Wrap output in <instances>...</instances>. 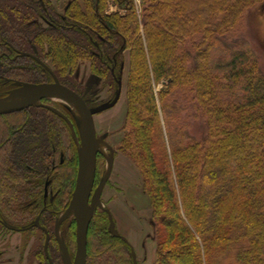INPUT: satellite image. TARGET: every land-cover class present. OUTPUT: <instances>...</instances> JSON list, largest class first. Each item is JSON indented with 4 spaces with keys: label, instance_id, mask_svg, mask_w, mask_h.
<instances>
[{
    "label": "trees",
    "instance_id": "1",
    "mask_svg": "<svg viewBox=\"0 0 264 264\" xmlns=\"http://www.w3.org/2000/svg\"><path fill=\"white\" fill-rule=\"evenodd\" d=\"M141 1L140 12L135 0H71L59 12L46 0H0V97L54 76L83 95L74 73L84 62L115 92L128 58L121 148L149 196L153 264H264V72L252 49L235 50L243 14L264 0ZM189 90L206 119L203 139L169 126L170 98ZM76 138L74 114L50 98L0 114L3 230L39 216L52 236L76 184ZM96 224L87 264H133L131 243ZM36 260L50 262L44 247Z\"/></svg>",
    "mask_w": 264,
    "mask_h": 264
},
{
    "label": "rangeland",
    "instance_id": "2",
    "mask_svg": "<svg viewBox=\"0 0 264 264\" xmlns=\"http://www.w3.org/2000/svg\"><path fill=\"white\" fill-rule=\"evenodd\" d=\"M135 1L140 12L142 1ZM113 5H115V3L111 1L109 4L110 12H112L111 7ZM237 30L236 36L238 37V43H236L235 50L252 49L259 59L261 70L264 72V1L243 14ZM187 44L190 47V42ZM224 58H230L229 52L224 54L223 59ZM45 63L49 69H54L51 60H47ZM128 67L127 58L122 65L121 85L123 88L117 104L115 103L111 107L94 115L98 138L105 142L106 147L103 152H98L94 158L96 162V178L88 214L92 215L91 223L97 222L96 225L100 227L106 226L107 224L108 230L114 235L119 234L120 230L125 231L129 238L128 241L134 248V251L133 249L130 250L133 264H153L156 258L158 234L156 229L157 226L151 219L152 210L149 196L142 188L143 179L139 168L130 159L126 151L121 148V142L126 133L124 129L127 112L125 89ZM164 84L165 82L156 84V91L159 92L164 87ZM88 87L89 90L86 87L84 88V94L79 95H82V98L90 108H95L98 104L106 100L114 101V97L118 92L111 91V89H107L111 93L106 89V91H104L102 90L101 84H93ZM82 90L79 89V93ZM20 92L21 90L19 87L9 96L0 97V100L8 99L9 101H13L12 99L18 98ZM50 99L58 101L68 108L74 114L79 127L81 117L74 103L70 100L54 96L50 97ZM194 99L195 95L191 90L188 92L181 91L176 94V96L173 95L170 98L169 101L173 110L171 117L168 119L169 126L174 128H182L185 126L192 136L197 139H203L207 134L206 119L196 111ZM112 102L110 104H112ZM160 112L163 126L165 127L166 123L161 108ZM76 139L78 142L79 162L81 149L80 130L79 138ZM109 172L111 173L102 193L99 196L96 195L97 188ZM49 196L50 198L54 196L52 191H50ZM73 207L75 208V204L72 199H70L67 207L60 211L55 222L51 223L53 254L48 264H56V262L54 263L55 260L58 264H75L76 209H74L72 213L69 212ZM107 209L110 210L111 213H109ZM101 212L107 214L106 224L99 218ZM28 243H31V247L28 249L30 256H32L33 259H38L39 251L43 250L45 245V234L38 227L32 228V230L25 235L26 248ZM54 248H56V251H54Z\"/></svg>",
    "mask_w": 264,
    "mask_h": 264
},
{
    "label": "water",
    "instance_id": "3",
    "mask_svg": "<svg viewBox=\"0 0 264 264\" xmlns=\"http://www.w3.org/2000/svg\"><path fill=\"white\" fill-rule=\"evenodd\" d=\"M42 4H45L44 0H40ZM21 92L15 101H8L6 103H0V114L10 113L29 105H36L44 98L53 97L57 91L63 92L70 97V99L76 105L79 115L81 117V123H79L80 137H81V149L79 154L78 171L76 184L72 196V201L76 207V257L75 264H87L88 260V243H89V229L92 215H89V204L94 190L95 178H96V162L93 160L92 155L95 150L96 143L98 141L97 129L95 126L94 115L105 110L108 107L114 105L121 94L122 85L117 93L115 100L112 104L107 106H101L96 108H90L86 104L85 100L68 86L62 84L57 77L54 76L52 82L42 83H30V82H18ZM16 91V90H15ZM55 97V96H54ZM82 124V125H81ZM97 154V153H96ZM95 154V155H96ZM95 158V156H94ZM109 172L104 180L101 182L96 190V195H100L104 189L109 176ZM88 208V211H87ZM108 210V209H107ZM110 212V210H108ZM32 227H38L46 234L45 240V252L49 260H51L48 246L50 244L51 235L48 228L42 226L40 223V217L38 216L35 222L28 228L14 229L17 231L27 230ZM135 258V256H134ZM136 259V258H135ZM53 264V263H52Z\"/></svg>",
    "mask_w": 264,
    "mask_h": 264
},
{
    "label": "crops",
    "instance_id": "4",
    "mask_svg": "<svg viewBox=\"0 0 264 264\" xmlns=\"http://www.w3.org/2000/svg\"><path fill=\"white\" fill-rule=\"evenodd\" d=\"M46 1H50L59 12H64L68 2H70L71 0ZM111 9L112 12H115L117 11V6L113 5ZM74 76L75 79L86 86L88 90V86L93 84H101L102 90L104 91L110 89L109 86L105 85L103 79H100L92 72L89 62L81 63L76 69ZM112 101L106 100L105 102H101L100 104H98L96 107L107 106ZM120 233L129 240L125 231L120 230ZM25 235L26 234L22 231L11 229L3 230V228L0 227V264H39L38 260L33 259L28 252V249L31 247V243H28L27 248L25 247Z\"/></svg>",
    "mask_w": 264,
    "mask_h": 264
},
{
    "label": "bare ground",
    "instance_id": "5",
    "mask_svg": "<svg viewBox=\"0 0 264 264\" xmlns=\"http://www.w3.org/2000/svg\"><path fill=\"white\" fill-rule=\"evenodd\" d=\"M53 96H55V97H59V98H63V99H65V100H70L72 103H74L71 99H70V97L68 96V95H66L65 93H63V92H60V91H57V92H55L54 93V95ZM13 101H15L16 99H12ZM9 100L7 99V100H0V103H6V102H8ZM105 147H106V145H105V142L103 141V140H98L97 141V143H96V146H95V150H94V153H93V155H92V159H91V161L90 162H92L93 160H94V156H95V154L96 153H98V152H103L104 151V149H105ZM111 161V160H110ZM74 209H76V207L74 208H71L70 210H69V212H74ZM87 211H88V208H87Z\"/></svg>",
    "mask_w": 264,
    "mask_h": 264
}]
</instances>
